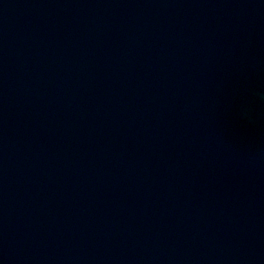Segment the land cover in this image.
Wrapping results in <instances>:
<instances>
[{
	"label": "water",
	"instance_id": "95a60500",
	"mask_svg": "<svg viewBox=\"0 0 264 264\" xmlns=\"http://www.w3.org/2000/svg\"><path fill=\"white\" fill-rule=\"evenodd\" d=\"M0 264H264V0H0Z\"/></svg>",
	"mask_w": 264,
	"mask_h": 264
}]
</instances>
